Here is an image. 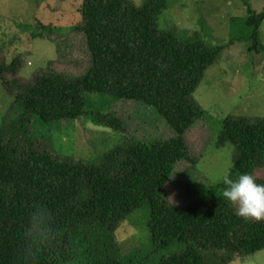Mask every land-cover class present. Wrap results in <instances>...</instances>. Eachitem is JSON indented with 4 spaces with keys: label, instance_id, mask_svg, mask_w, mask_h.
I'll use <instances>...</instances> for the list:
<instances>
[{
    "label": "trees",
    "instance_id": "trees-1",
    "mask_svg": "<svg viewBox=\"0 0 264 264\" xmlns=\"http://www.w3.org/2000/svg\"><path fill=\"white\" fill-rule=\"evenodd\" d=\"M248 5V4H247ZM166 0H144L136 7L128 0H83L81 25L91 67L81 76L42 75L19 85L25 110L18 122L20 136L8 141L0 135V264H60L72 233L83 227L114 231L140 207H150L154 251L175 248L159 264H208V251L223 254L218 263L264 251V221H245L219 193L202 195L184 209L165 197V188L178 161L190 160L186 132L204 111L192 93L221 48L211 47L197 33L183 37L175 28L162 31L159 17ZM264 11L248 7L246 25L253 29L254 47ZM0 69V78L5 74ZM135 100L153 106L172 127L166 141L115 147L100 165L73 162L34 148L30 115L42 123L78 118L88 111V94ZM94 118L119 131L112 113ZM232 144L237 152L233 172L252 174L264 164V117L228 116L217 144ZM47 210L50 226L61 235L47 248L29 232L33 212ZM40 248L37 261L31 259ZM100 264V263H99Z\"/></svg>",
    "mask_w": 264,
    "mask_h": 264
},
{
    "label": "rangeland",
    "instance_id": "rangeland-1",
    "mask_svg": "<svg viewBox=\"0 0 264 264\" xmlns=\"http://www.w3.org/2000/svg\"><path fill=\"white\" fill-rule=\"evenodd\" d=\"M128 1L139 7L144 0ZM166 2L167 10L158 20L162 31L175 28L183 37L197 33L209 46L222 49L192 93L204 115L186 132L190 160L175 164L165 188L166 200L184 209L202 195H214L215 186L222 184L216 181L224 172H230L234 180L241 175L233 172L235 147L217 144L223 119L264 117V49L251 51L253 29L246 25L248 7L262 13L264 0ZM82 4L83 0H0V69L6 70L0 78V135L5 141L20 136L16 121L26 114L17 96L19 85L32 84L42 75L81 76L91 67L85 36L75 29L81 25ZM259 42L264 47V21ZM87 97L88 111L78 118L46 124L30 115L34 148L69 161L100 165L103 156L117 146L174 136L170 124L151 105L107 94L89 93ZM96 111L115 115L121 129L96 120ZM251 175L264 184V164L256 166ZM150 215V207L144 205L114 231L97 226L76 230L65 252L58 255L59 263L159 264L175 248L154 251L147 227ZM205 256L211 259L208 264H224L218 263L223 257L219 251H208ZM225 264H264V251L233 256Z\"/></svg>",
    "mask_w": 264,
    "mask_h": 264
},
{
    "label": "clouds",
    "instance_id": "clouds-1",
    "mask_svg": "<svg viewBox=\"0 0 264 264\" xmlns=\"http://www.w3.org/2000/svg\"><path fill=\"white\" fill-rule=\"evenodd\" d=\"M225 185L223 197L235 206L236 215L245 221H264V184L257 183L256 177L251 174H241L232 179L226 171L216 181ZM50 213L47 210L33 212L29 217V232L35 229L33 239H39L45 248L49 247L61 235L60 230L50 226ZM41 249L37 248L31 259L37 261Z\"/></svg>",
    "mask_w": 264,
    "mask_h": 264
}]
</instances>
